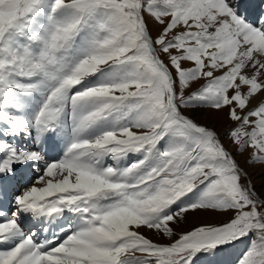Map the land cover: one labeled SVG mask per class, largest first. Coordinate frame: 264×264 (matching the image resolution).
Instances as JSON below:
<instances>
[{
  "label": "snow or ice",
  "instance_id": "1",
  "mask_svg": "<svg viewBox=\"0 0 264 264\" xmlns=\"http://www.w3.org/2000/svg\"><path fill=\"white\" fill-rule=\"evenodd\" d=\"M0 264H264V0H0Z\"/></svg>",
  "mask_w": 264,
  "mask_h": 264
},
{
  "label": "rangeland",
  "instance_id": "2",
  "mask_svg": "<svg viewBox=\"0 0 264 264\" xmlns=\"http://www.w3.org/2000/svg\"><path fill=\"white\" fill-rule=\"evenodd\" d=\"M200 121L202 123H209L210 125L213 123L211 117L207 113H204L201 115ZM216 127H217V130L220 131V130H222L223 124L222 123L217 124ZM257 183H259V178H257Z\"/></svg>",
  "mask_w": 264,
  "mask_h": 264
}]
</instances>
